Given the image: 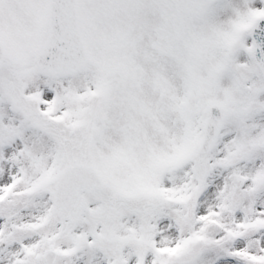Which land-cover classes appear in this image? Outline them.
I'll list each match as a JSON object with an SVG mask.
<instances>
[{"label": "snow or ice", "instance_id": "obj_1", "mask_svg": "<svg viewBox=\"0 0 264 264\" xmlns=\"http://www.w3.org/2000/svg\"><path fill=\"white\" fill-rule=\"evenodd\" d=\"M0 264H264V0H0Z\"/></svg>", "mask_w": 264, "mask_h": 264}]
</instances>
